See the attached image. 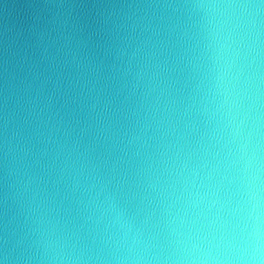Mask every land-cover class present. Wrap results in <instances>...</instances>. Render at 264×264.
Masks as SVG:
<instances>
[{"label":"clouds","instance_id":"1","mask_svg":"<svg viewBox=\"0 0 264 264\" xmlns=\"http://www.w3.org/2000/svg\"><path fill=\"white\" fill-rule=\"evenodd\" d=\"M0 264H264V0H0Z\"/></svg>","mask_w":264,"mask_h":264}]
</instances>
